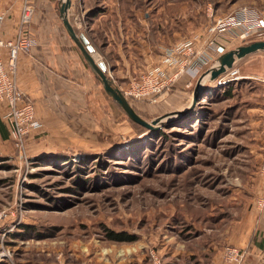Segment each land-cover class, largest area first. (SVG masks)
Here are the masks:
<instances>
[{
  "label": "rangeland",
  "instance_id": "1",
  "mask_svg": "<svg viewBox=\"0 0 264 264\" xmlns=\"http://www.w3.org/2000/svg\"><path fill=\"white\" fill-rule=\"evenodd\" d=\"M243 7L264 14V0H72L69 18L110 55L120 44L143 63L146 49V71L151 55L160 64L166 48ZM258 39L264 29L235 41L219 34L216 44L232 49ZM212 46L211 63L219 53ZM237 67L242 77L229 83V94L206 79L198 113L181 122H172L174 114L149 129L115 113L99 130L82 123L88 132L60 146L30 135L25 151L0 137V212H8L0 219V264H151L152 251L167 264L174 251L183 254L180 244L191 247L201 232L222 227L243 209L237 197L250 196L248 183L264 161L254 122L260 113L264 124V75L254 73L264 72V50ZM167 92L134 105L149 121L188 109L191 103L173 109ZM189 95L192 102L193 88Z\"/></svg>",
  "mask_w": 264,
  "mask_h": 264
},
{
  "label": "crops",
  "instance_id": "2",
  "mask_svg": "<svg viewBox=\"0 0 264 264\" xmlns=\"http://www.w3.org/2000/svg\"><path fill=\"white\" fill-rule=\"evenodd\" d=\"M33 3L35 13L29 28L36 45L30 52L19 54L17 79L27 97L33 100L36 115L43 123V128L39 132L30 135L41 133L44 138L51 139L54 145L60 146L67 144V141L78 137L79 134L88 132L83 128L85 123H98L94 128L99 130L115 113L92 71L71 41L58 12L59 5L51 0H33ZM23 4L24 0H0V12L6 13L1 32L3 39H13L17 35ZM72 21L78 28L75 17ZM235 40L230 39V41ZM94 42L97 43L95 40ZM202 44L199 42L197 47ZM97 45L108 75L121 89L123 87L120 82L144 71L141 69L148 61L146 49L142 48L143 53H141L145 62L134 63L124 52L123 45L118 44L117 52L111 55L103 49V44L97 43ZM154 46L156 47L157 44ZM223 46L226 50L229 47ZM97 51L95 49V52ZM220 54L219 51L211 66L217 63ZM7 55V49H4V56ZM149 62L147 68L159 64L158 58L154 61L152 55ZM162 63L163 59L160 60V64ZM235 65L237 66V61ZM254 73L264 75V72ZM200 75L193 77L190 73L184 72L169 86L166 95L172 97V102L175 101L173 109L191 103L190 89L196 88ZM6 108V103L0 101V129L7 137L8 130L3 119ZM259 114L254 120L258 124L255 125V129L262 137V144H258V147L264 149V124L260 125L259 121L262 118H258ZM122 120L125 124V119ZM0 137L3 138L1 132ZM259 170L258 166L253 172L252 181L248 183L250 188L247 192H250V196L237 197V202L243 205V209L231 212L229 219L223 218L222 227L215 228L212 232L207 230L201 232L198 236L199 242L192 243L193 246L180 244L178 249L183 248V254L176 256L174 251L171 258H176L169 259L167 264H235L223 258V248L226 245L246 250L243 264H264V175ZM196 253L199 254L198 261L192 259Z\"/></svg>",
  "mask_w": 264,
  "mask_h": 264
},
{
  "label": "built area",
  "instance_id": "3",
  "mask_svg": "<svg viewBox=\"0 0 264 264\" xmlns=\"http://www.w3.org/2000/svg\"><path fill=\"white\" fill-rule=\"evenodd\" d=\"M34 13L33 0H24L18 33L13 39L6 40L1 36L6 13L0 12V101L7 105L3 119L9 130V138L20 151H25L27 137L43 128V123L36 115L33 100L27 97L17 79L19 54L30 52L36 45L34 37L29 32ZM263 29L264 14L248 7L241 8L235 14L218 17L208 26L205 33H197L166 48L162 64L153 65L142 72L130 81L127 88H122V91L128 99L157 102L182 73L188 72L197 77L211 63L214 55L209 49L214 45L219 51V47L223 46L220 43L216 44L217 35L220 34L227 39H243L251 32ZM198 42L203 43L199 48ZM4 49H7V57L4 56ZM240 77L242 75L239 74V68L234 64L215 81L217 85L224 86ZM260 171L264 175V161ZM7 214L8 212L1 211L0 219H5ZM222 254L225 261L243 264L246 250L226 245ZM151 264H164L162 258L154 251L151 252Z\"/></svg>",
  "mask_w": 264,
  "mask_h": 264
},
{
  "label": "water",
  "instance_id": "4",
  "mask_svg": "<svg viewBox=\"0 0 264 264\" xmlns=\"http://www.w3.org/2000/svg\"><path fill=\"white\" fill-rule=\"evenodd\" d=\"M71 4L72 0H60L59 2V14L69 35L81 49L86 61L89 63L92 71L101 81L105 91L124 109L127 115L134 122L149 129L157 128L159 123L164 121V118L174 116V114H185L189 109L193 108L196 105L198 96L203 88V82H205L207 78H210L211 81H214L228 69L232 68L237 60L242 59L254 52L264 50V39L247 42L228 50H226L223 46L219 47L221 54L218 58V63L211 66L207 71L200 75L194 91L193 100L188 109L170 112L149 121L135 110L122 89L115 83L114 79L107 74L104 62L99 61L96 58L95 49L89 43L85 35L77 33L69 18V8Z\"/></svg>",
  "mask_w": 264,
  "mask_h": 264
},
{
  "label": "trees",
  "instance_id": "5",
  "mask_svg": "<svg viewBox=\"0 0 264 264\" xmlns=\"http://www.w3.org/2000/svg\"><path fill=\"white\" fill-rule=\"evenodd\" d=\"M51 1H53V2L56 3V1L59 2L60 0H51ZM57 5H58V4H57ZM57 9H58V12H59V8H57ZM70 21H71V23L74 25V27H75L77 33H79V34H80V33H84L85 37L88 39L89 43L94 47V49L100 51V50H99V46H98L97 43L94 42V40L89 36V34L87 33V31L81 32V30L75 26V24H74V22L72 21V19H70ZM30 24H31V23H30ZM66 31H67V29H66ZM29 32H30V34H31L30 28H29ZM67 32H68V31H67ZM68 35H69V33H68ZM70 39H71V41L73 42L75 48L80 52V54H81L82 57L84 58L87 67L92 71V69H91L89 63L86 61V59H85V57H84V55H83L81 49L78 47V45L75 43V41L71 38V36H70ZM250 42H251V41H250ZM210 67H211L210 65L207 66V67H205L204 70H203V72L207 71ZM106 72H107V74H108V71H106ZM92 74L94 75L95 79L97 80V82H98L99 85L101 86V89H102L103 93L105 94V96L109 99V101H110V103H111V108H112L113 112L116 113V117H120L121 119L132 120V119L127 115V113L124 111V109H123V108H122V107H121V106H120V105H119V104H118V103H117V102H116V101H115V100H114L109 94H107V92H106L105 89L103 88V85H102L101 81L99 80V78L96 76V74H95L93 71H92ZM237 81H238V80H237ZM235 82H236V81H235ZM230 84H231V83H230ZM230 84L228 83V84H227L226 86H224V87L226 88V87L229 86ZM202 90H203V88H202ZM202 90H201V91H202ZM194 91H195V89H194ZM231 91H232V87H227V88L223 91L222 95H227V94H229ZM129 101H130V103L133 105V107L135 108V110H136L141 116H144V114H142V113L140 112V110L136 107V105H134V102L136 103L137 101H136V100H132V99H130V98H129ZM196 113H198V107H197V106H194L193 108L189 109L185 114L180 115V116H179V119H177L176 121H172V122H181V120H183V119L187 120L186 118L190 117L191 115H192V116H196ZM132 121H133V120H132ZM170 122H171V121H170ZM4 123H5V122H4ZM135 123H136V122H135ZM137 124H138V123H137ZM139 125H140V124H139ZM166 125H167V126H169V125H173V123H172V124H171V123H166ZM5 126L7 127L6 123H5ZM141 126H142V125H141ZM7 130H8V127H7ZM0 132H1V135L3 136V139H4V138H8V139H9V130H8V136H7V137H6L5 134H3V131H2L1 129H0ZM65 160H66V159H65ZM110 236H111L112 239H126L125 237H122L120 234H112V235H110Z\"/></svg>",
  "mask_w": 264,
  "mask_h": 264
},
{
  "label": "bare ground",
  "instance_id": "6",
  "mask_svg": "<svg viewBox=\"0 0 264 264\" xmlns=\"http://www.w3.org/2000/svg\"><path fill=\"white\" fill-rule=\"evenodd\" d=\"M213 89V88H212ZM217 92V91H216Z\"/></svg>",
  "mask_w": 264,
  "mask_h": 264
}]
</instances>
